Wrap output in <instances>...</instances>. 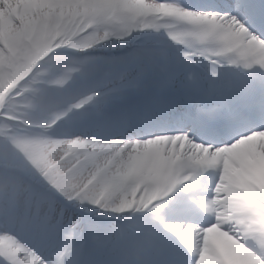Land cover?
<instances>
[{
  "label": "clouds",
  "instance_id": "1",
  "mask_svg": "<svg viewBox=\"0 0 264 264\" xmlns=\"http://www.w3.org/2000/svg\"><path fill=\"white\" fill-rule=\"evenodd\" d=\"M183 7L182 5H179ZM185 11H191L184 9ZM224 19V25L211 34L206 40L186 38L182 44L172 40L165 31L137 35L124 42L107 40L95 48L77 52L76 46L87 43L85 37L71 41L69 46L59 48L53 54L39 61L32 71L19 82L13 95L28 88H39L34 103V112L13 113L10 122L13 132L24 131L26 134L56 141L77 138L96 129L90 118L98 110L109 109L127 98L123 73L130 62L160 58L183 63L188 54H198L199 63L209 70L206 81L209 89L216 90L228 99L239 101L236 114L251 126L255 123L252 117L259 115V130L264 131V65H258L245 71L234 67L235 56H214L232 45L239 49L258 48L264 46V23L257 31L255 22L246 15H234L231 12L215 13ZM161 23H172L166 18ZM184 32L207 30V26L198 28L181 25ZM111 31H116L112 28ZM128 48L123 55L103 56L102 53L115 48ZM53 60H57L58 72L51 70ZM205 60L211 61L205 65ZM70 71V74L68 72ZM68 74L63 88H52L50 83L58 76ZM244 80L248 87L241 91L237 82ZM81 97H94L93 102L83 112L74 113L72 123L68 121L51 122L50 112L57 107L66 110L65 106H54L47 102L53 98L70 101ZM25 97L16 101L24 102ZM28 122L31 127L22 129ZM8 123V122H6ZM179 135L195 142L190 132ZM247 135H255L248 131ZM210 147V146H209ZM79 172V170H77ZM88 177L81 174L79 186L68 189L56 187L49 183L38 169L23 153L17 151L5 140H0V216L6 210L15 211L14 227L20 232L27 244L38 250L46 239V233L30 229L42 216L54 230H64V213L86 214L94 220L108 221L113 225L112 236L107 241L113 249L122 250V259H104L99 254H74L66 264H195V257L190 256L179 242L170 237L162 228L156 227L150 234L130 231L127 217H110L99 208H91L85 203V197L95 190V185L87 184ZM143 217H133L132 221H142ZM90 238L82 240V247L87 248Z\"/></svg>",
  "mask_w": 264,
  "mask_h": 264
},
{
  "label": "rangeland",
  "instance_id": "2",
  "mask_svg": "<svg viewBox=\"0 0 264 264\" xmlns=\"http://www.w3.org/2000/svg\"><path fill=\"white\" fill-rule=\"evenodd\" d=\"M125 3H127V8L126 7L124 8L123 13H122V17H121V19L125 22H131L132 21L129 10H130L131 6L133 7V5L134 6L136 5V9H137L138 13L141 11V7L144 4L147 6H150V9L152 10L151 11L152 14H156L158 11L165 10L166 8L169 10V8H170L169 6L166 7L165 5H160L161 2H158L157 0H126ZM0 4H1V8H3V9L5 7L10 8L7 0H0ZM7 9L5 10L6 12H8ZM138 13H137V15H139ZM110 15H111V13L108 16L104 17L103 19H100V21H101V23H100L101 32L105 31L104 24L106 22H108L107 28H109V29L114 28V23L113 24L110 23ZM25 18L29 19V20H27V22L30 25H32V27H33V23L35 22V20L33 19V18H35L34 14L31 12H28V15H26ZM141 19L142 18H140L138 21L141 22ZM13 27L17 28L16 25H13ZM122 31H123L122 29L117 30L115 32L117 34H115V35L122 33ZM120 39H121V37L117 36L112 41L118 42V40H120ZM55 47L61 48V47H63V43H56ZM82 100H84V97H81L79 100H76V101L67 100L66 101L67 109L62 114H65V115L71 114L72 105L78 104ZM62 114H60V115H62ZM78 141L84 142L87 145V148H89L91 152H94L96 149H98L96 147V144H95L96 142L85 141L84 139H81V138L78 139ZM119 141H121V140H119ZM114 143H116V142H114ZM121 145H122L121 148H117V143H116L115 146L112 147L111 149L108 148V151L105 155L106 159H107V163H111L110 164L111 176L108 179L109 181L104 182V188L109 187V185L111 183L117 182V177L113 176V174L115 175L118 172H121V173L124 172L126 175H124L125 177L120 181V183L123 182V180H124V182L127 184V190L124 193V194H126L131 190L130 189L131 188L130 183L128 181L129 180L128 177H131L132 174L130 173V169H129L130 167L128 168V166H126L127 161L130 159V156L127 154V152L125 153V151H124V149L126 148V144L121 143ZM58 150L61 152L67 151L65 142L59 146ZM112 153H115V154L112 155ZM54 158H52L50 161H53ZM81 159H82V157H78V159H77V157L74 158V160L77 163L79 161H81ZM106 159L102 160V163H104L106 161ZM93 169H95V168H93ZM75 174L76 173L70 174L63 179L64 182H67L64 185L65 187L70 186L68 184L70 182H68V181ZM87 177H88V180L91 178V176H87ZM71 182H73V181H71ZM150 185H153V182H149L148 186H150ZM124 188H125V186H118V188L115 187L116 191L112 188L113 192L111 191L110 194L107 195V199L109 196H111V194L113 195L114 192H117V191L119 192ZM76 223H77V217L76 216H70V217L65 216V218H64L65 229L60 230L62 233H60L57 238H56V234H55L56 230L51 228L50 230L46 231V234H47L46 239H45L44 243L40 246V248L37 250V252L40 253V256L36 255L33 252L21 249V251L23 253L20 256L21 264H42L41 256H43L44 260L47 261V264H64V263H62V261H63L62 259L65 258L69 254V252L71 251L70 246L73 244V242L71 244V241L80 239L78 237V235H76V232H75L74 224H76ZM11 243L12 242L10 239L6 240V239L0 238V248L8 246ZM235 250L237 251L239 249H235ZM229 254H230L231 260L234 261V259L237 257V253L234 250H229ZM203 258L205 260H207L204 256H203ZM213 261H214V264H220L217 261L216 257L213 259ZM236 261H237V259H236ZM247 261H248V264H264V256H261V255L252 256V255H250L248 257ZM237 263L240 264L238 261H237Z\"/></svg>",
  "mask_w": 264,
  "mask_h": 264
},
{
  "label": "snow or ice",
  "instance_id": "3",
  "mask_svg": "<svg viewBox=\"0 0 264 264\" xmlns=\"http://www.w3.org/2000/svg\"><path fill=\"white\" fill-rule=\"evenodd\" d=\"M246 9L251 13L249 0H241L239 11L244 12ZM233 14L239 16L237 12H233ZM259 18L261 23H264V10L259 13ZM15 220V211L12 209L6 210L5 213L0 216V238L6 240L10 239L12 242L10 245L0 248V264H21L20 256L23 254L21 249L33 252L40 256V253L37 252L36 248L27 244L17 228L13 226ZM39 227L40 225L38 221L29 224L30 229L39 231ZM41 261L42 264H47V261L44 260L43 256H41Z\"/></svg>",
  "mask_w": 264,
  "mask_h": 264
},
{
  "label": "trees",
  "instance_id": "4",
  "mask_svg": "<svg viewBox=\"0 0 264 264\" xmlns=\"http://www.w3.org/2000/svg\"><path fill=\"white\" fill-rule=\"evenodd\" d=\"M9 75H10L9 73L5 72L4 77H0V139H1V133L2 134L8 133V127H10V122L15 118L12 115L15 112L12 109L11 99L3 95V89L4 88L6 89L8 86L6 81L11 79ZM6 121L8 123H6ZM16 150L21 153H23L24 151L22 146L17 147ZM25 156L28 157L27 154ZM32 163L34 166L40 169L35 160H33Z\"/></svg>",
  "mask_w": 264,
  "mask_h": 264
},
{
  "label": "bare ground",
  "instance_id": "5",
  "mask_svg": "<svg viewBox=\"0 0 264 264\" xmlns=\"http://www.w3.org/2000/svg\"><path fill=\"white\" fill-rule=\"evenodd\" d=\"M254 142H256V141H254Z\"/></svg>",
  "mask_w": 264,
  "mask_h": 264
}]
</instances>
